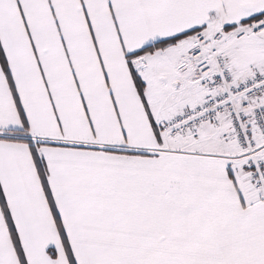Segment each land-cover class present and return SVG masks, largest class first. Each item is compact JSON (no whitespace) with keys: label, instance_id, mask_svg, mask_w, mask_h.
I'll return each instance as SVG.
<instances>
[{"label":"snow or ice","instance_id":"obj_1","mask_svg":"<svg viewBox=\"0 0 264 264\" xmlns=\"http://www.w3.org/2000/svg\"><path fill=\"white\" fill-rule=\"evenodd\" d=\"M0 264H264V0H0Z\"/></svg>","mask_w":264,"mask_h":264}]
</instances>
